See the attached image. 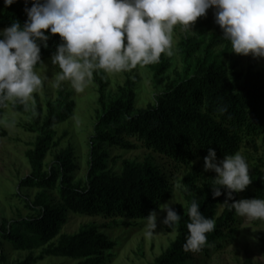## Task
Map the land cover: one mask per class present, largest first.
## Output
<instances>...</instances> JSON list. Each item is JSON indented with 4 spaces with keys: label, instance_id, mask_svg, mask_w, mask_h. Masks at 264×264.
I'll list each match as a JSON object with an SVG mask.
<instances>
[{
    "label": "trees",
    "instance_id": "obj_1",
    "mask_svg": "<svg viewBox=\"0 0 264 264\" xmlns=\"http://www.w3.org/2000/svg\"><path fill=\"white\" fill-rule=\"evenodd\" d=\"M32 0H28L31 7ZM24 0L5 8L0 0V28L26 20ZM222 33L210 38L202 54L199 47L203 40L186 38L179 46L183 68L169 78L154 102L145 108H136L135 82L127 80L116 94L105 92L106 82L101 81L98 108L95 110L94 132L91 136L88 172L82 180H75L74 164L68 152L55 157L52 166L44 169L43 161L52 145L49 128L66 121L74 107L73 101L62 94L47 103L43 125L38 130L41 110L35 109V124L32 130L39 135L33 148L25 155L31 172L19 182V187L38 189L34 199L27 204L31 214L20 219L0 222V247L6 243L14 250L29 251L18 264H35L45 257H63L79 260V264H104L110 257L116 242L95 224H87L74 234H60L67 221V213L79 215L131 218L145 220L150 211L169 198L171 183L168 172L157 164L151 153L161 155L176 164H188L193 158L207 155L208 148L216 152L217 158L235 154L244 138L264 133V69H236V64L225 65L212 54L214 45L224 41ZM59 34H52L48 47L41 46V61L50 58L60 43ZM38 64L35 68L39 67ZM155 76L165 73L169 62L161 54L160 62L147 65ZM101 70H98L100 73ZM7 102V101H6ZM6 102L0 105V119ZM14 111L28 113V106L19 102L11 105ZM226 107L220 114L218 109ZM135 138L150 151L141 162L123 160L119 172L107 166L108 146L134 149ZM254 192L251 198L264 199V171L255 168L250 172ZM198 170L184 178L183 197L186 207L172 208L181 215L178 224L164 229L176 232L175 239L152 264H190L194 252H185L183 245L188 236L190 219L187 210L195 200L200 211L214 219L216 228L207 235L208 246L217 244L226 237V230L235 222L234 210L222 203L223 194L213 198L212 177L197 184ZM203 185V187H199ZM55 190L58 201L53 202L47 191ZM239 200V193L233 194ZM232 203V200H229ZM219 205H223L220 215ZM166 216V212H165ZM117 223L116 220H113ZM41 248L37 255L33 250ZM264 251V242H262ZM199 251V252H201ZM6 263L1 250L0 264Z\"/></svg>",
    "mask_w": 264,
    "mask_h": 264
},
{
    "label": "clouds",
    "instance_id": "obj_2",
    "mask_svg": "<svg viewBox=\"0 0 264 264\" xmlns=\"http://www.w3.org/2000/svg\"><path fill=\"white\" fill-rule=\"evenodd\" d=\"M15 2L4 0V6ZM24 2V23L16 21L0 29V105L11 101L26 106L42 88V78L34 69L43 64L41 46L48 47L52 34H59L61 41L50 56L51 64L59 69L55 86L67 81L78 93L97 70L128 72L138 65L159 63L161 54L171 57L174 26L192 31L197 18L209 8L232 52L264 58V0H32L31 7L28 0ZM218 111L223 114L227 108ZM203 161V170L216 174L210 186L213 198L221 196L223 189L222 204L234 210L236 217L264 221V199H233L234 193L252 183L242 154H225L218 161L215 150L208 148ZM172 203L158 205L166 212L161 223L167 227L181 219ZM200 207L193 200L187 210L185 252L201 251L208 242L206 234L216 228L215 220L205 217ZM156 227L157 212L150 211L145 235L150 238Z\"/></svg>",
    "mask_w": 264,
    "mask_h": 264
},
{
    "label": "rangeland",
    "instance_id": "obj_3",
    "mask_svg": "<svg viewBox=\"0 0 264 264\" xmlns=\"http://www.w3.org/2000/svg\"><path fill=\"white\" fill-rule=\"evenodd\" d=\"M214 21V10L209 8L206 15L197 18L192 31L185 32L182 26H174L173 55L168 57L163 54L169 62V67L164 74L159 76H155L154 71L148 66L140 65L128 72L111 73L101 70L99 73L97 70L93 73V78L88 82L85 90L78 93L67 81L62 82L59 88L55 86L59 69L51 64L50 58L35 68L36 74L42 78L43 86L34 92L27 102L28 113L14 111L11 107L13 102L7 101L0 119V222L1 220L20 219L32 213L27 204L39 191L36 188L19 187V182L31 172L25 153L33 148L36 137L39 135L38 130L43 125L42 118L46 115L49 101L56 100L62 94L67 96L69 101H73L74 107L72 115L66 121L49 128L52 145L43 161L44 169L47 170L52 166L55 157L61 152H68L74 164V178L82 180L88 172L90 139L94 132L95 110L98 108L101 81L106 82L105 92L111 95L116 94L118 88L123 86L127 80L134 81L135 107L145 108L154 102L155 95L161 91L166 81L174 78L176 72L182 71L183 63L179 53L182 40L196 37L199 40L202 39L203 43L200 44L199 49L203 54L210 38L222 33ZM211 52L227 66L235 63L236 69L254 71L264 69V58L235 54L225 40L214 45ZM36 107L41 110V119L36 127L38 130H32L31 127L35 124ZM129 140L136 144L134 149L107 147L109 169L119 172L123 160L141 162L150 153L141 141L135 138H129ZM237 152L245 157L250 172L255 168L264 171V133L242 139ZM151 155L163 172H168L171 192L169 198L162 203L175 201L171 207L175 205H180L182 209L186 207L182 194L185 187L184 178L193 169L198 170L197 184L216 175L213 171L203 170L202 157L193 158L188 164H176L156 153H151ZM220 159L222 158H217L218 161ZM253 192L254 188L249 184L245 190L239 192V198L249 199ZM47 194L51 196L53 202L58 201L55 190L47 191ZM222 209L223 205H219L218 215ZM156 212L157 227L150 238L145 235L146 219L88 216L71 212L67 213V221L61 227L60 234H74L84 225L95 224L110 240L116 242L115 247L107 252L110 257L104 264H152L176 237L175 231L167 232L161 223L165 212L160 208ZM262 242H264V221L252 222L247 218L236 217L235 222L226 230V237L217 244L208 246L206 251L194 252L190 264H264ZM1 250L6 256L5 264H18L30 253L14 250L6 243H3ZM40 250L41 248L34 249L33 255H37ZM35 264H79V260L48 256Z\"/></svg>",
    "mask_w": 264,
    "mask_h": 264
},
{
    "label": "water",
    "instance_id": "obj_4",
    "mask_svg": "<svg viewBox=\"0 0 264 264\" xmlns=\"http://www.w3.org/2000/svg\"><path fill=\"white\" fill-rule=\"evenodd\" d=\"M0 253H1V247H0Z\"/></svg>",
    "mask_w": 264,
    "mask_h": 264
}]
</instances>
